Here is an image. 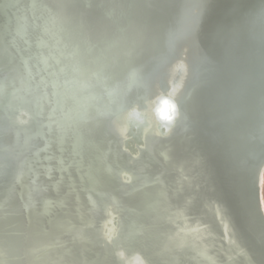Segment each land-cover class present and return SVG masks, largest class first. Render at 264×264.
<instances>
[{
	"label": "bare ground",
	"instance_id": "6f19581e",
	"mask_svg": "<svg viewBox=\"0 0 264 264\" xmlns=\"http://www.w3.org/2000/svg\"><path fill=\"white\" fill-rule=\"evenodd\" d=\"M7 34L0 264H211L216 199L251 256L232 264H264L243 172L264 154V0H0ZM129 177L159 185L127 196Z\"/></svg>",
	"mask_w": 264,
	"mask_h": 264
},
{
	"label": "water",
	"instance_id": "95a60500",
	"mask_svg": "<svg viewBox=\"0 0 264 264\" xmlns=\"http://www.w3.org/2000/svg\"><path fill=\"white\" fill-rule=\"evenodd\" d=\"M15 39V37L12 34H7V35H1L0 36V42L4 41V40H8L11 41ZM29 40V39H28ZM27 43H31V41H27ZM124 66L120 65V69L123 68ZM39 79L37 81V83L35 84L36 87L39 90H43V91H48V85H46V81H45V77L44 75H38ZM116 85H119L116 83ZM115 90H109L107 89L106 92L109 94V96H112L113 94L117 93L116 90V86L114 87ZM237 88V86H236ZM33 87L29 84L26 85V87H24L22 89V91L26 92V91H30L32 90ZM22 91H15L13 89V93H16V95H18L17 93H21ZM19 96V95H18ZM0 105H3L2 102H0ZM3 108V106H2ZM135 114V113H133ZM131 114V115H133ZM175 114V113H174ZM136 116V115H135ZM136 118V117H135ZM108 132L110 133V135L112 136V132L113 129H108ZM246 132V131H245ZM245 132H239L238 135H244ZM50 133V130L48 129V127H45L43 129V134L48 135ZM163 133V131L161 132ZM250 136H252V133L250 134ZM249 136V137H250ZM240 140H238V142L236 144L239 143ZM141 168H145L144 164H139ZM111 167V166H110ZM110 167L106 168V173L109 175L112 174H119L118 172H114L111 171ZM246 179H247V187H248V205L250 207L249 209V213H251V220H255L256 225L258 227V234L259 231L262 233L260 236L258 234H256L255 236L249 238V244L252 245L253 247H261L262 250L264 251V208H263V202H262V182H263V175H264V154L260 155L254 162L252 161L249 165L247 164L246 166H244L243 169ZM123 172V171H121ZM146 172V171H145ZM128 174V173H127ZM192 174H195V171H192ZM190 174V176L192 177L193 175ZM129 175V174H128ZM0 176H3V173L0 172ZM129 178H122L123 180V185H121V191L129 196L132 195L133 193L136 192H140V191H144L145 189H149L153 186H157L159 185V181L157 180H149L147 181L144 185L138 186V187H131L127 188L126 185V181L129 180ZM122 184V183H121ZM90 193V194H89ZM95 192H86L85 197L89 199V201L94 204L96 203V200L93 203V198L95 197ZM214 203L212 205V217H207L205 219V221L203 222V227H199V229L203 231L202 235H206L205 237L207 238L209 235H212L210 231H216L215 234L217 235V241H219V243H223L224 246L226 248H222V250L224 249V251L226 252V257L224 259H221L219 257V260L216 259L217 261H211V264H232V260H240V259H245L246 257H249L250 255L246 252L245 248L246 246H248V244H246V241L237 237L235 229L233 228L232 225V220L230 218V215L228 213L227 208L223 205V203L219 200H213ZM110 207L113 211L114 210H119L121 207L120 205L114 203H110L107 205V207ZM116 216V213H115ZM114 216V218H115ZM113 218V219H114ZM97 218L94 217L93 219V225L94 227L97 226ZM175 224H177L176 222H174ZM254 227V228H257ZM261 236L263 237V241H261ZM214 238V235L212 236ZM214 238V242H217ZM245 241V242H244ZM263 242V243H262ZM246 245V246H245ZM212 248V247H211ZM213 250V249H212ZM251 257V256H250ZM139 258V257H137ZM142 258V257H140ZM143 259V258H142ZM136 259L133 261L135 264ZM144 262V259H143ZM249 264H253V263H249Z\"/></svg>",
	"mask_w": 264,
	"mask_h": 264
}]
</instances>
